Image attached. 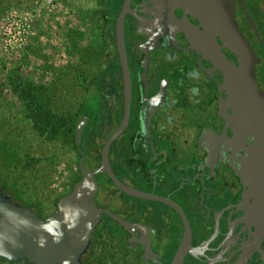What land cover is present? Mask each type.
I'll return each instance as SVG.
<instances>
[{"label": "flooded vegetation", "instance_id": "flooded-vegetation-1", "mask_svg": "<svg viewBox=\"0 0 264 264\" xmlns=\"http://www.w3.org/2000/svg\"><path fill=\"white\" fill-rule=\"evenodd\" d=\"M231 2L259 59L256 78L264 90V0ZM124 3L102 0L104 53L86 90L94 94L97 109L85 113L76 128L86 115L85 125H97L85 130L91 146L88 170L101 185L96 206L130 225L124 228L105 213L91 246L104 226L114 229L110 236L117 239L114 247L123 264H148L146 257L149 264H173L184 239L181 264H264V155L246 156L231 141V126L218 113L220 98L226 97L219 91L223 74L209 75L212 65L189 50L190 42L178 29L180 21L199 26V20L177 4L169 7L175 15L169 19L164 0ZM122 12L128 91L117 45ZM223 51L237 62L235 54ZM126 114V127L109 147L110 167L124 185L167 202L128 194L109 174L98 172L103 147Z\"/></svg>", "mask_w": 264, "mask_h": 264}, {"label": "rangeland", "instance_id": "rangeland-1", "mask_svg": "<svg viewBox=\"0 0 264 264\" xmlns=\"http://www.w3.org/2000/svg\"><path fill=\"white\" fill-rule=\"evenodd\" d=\"M103 32L102 0H0V185L10 195L14 187H36L34 200L41 202L43 217L57 210L53 201L82 177L79 158L73 141H49L32 129L12 79L18 75L48 89L49 106L64 117H73L81 100L82 110L92 114L98 102L85 90L98 70L94 58L104 48ZM96 126L83 127L79 144L87 170L91 146L85 130ZM25 163L32 164L29 172L7 189ZM57 181L63 191L52 187Z\"/></svg>", "mask_w": 264, "mask_h": 264}, {"label": "water", "instance_id": "water-1", "mask_svg": "<svg viewBox=\"0 0 264 264\" xmlns=\"http://www.w3.org/2000/svg\"><path fill=\"white\" fill-rule=\"evenodd\" d=\"M127 2L128 0H125L124 7L127 6ZM164 2L166 5L164 11L169 19L172 15L175 19L169 7L177 4L188 10L200 22V25L196 26L186 19L185 22L178 23V29L190 42L189 50L203 56L212 65L207 69L209 75H213L216 70L223 74L219 91H225L226 97L220 98L218 113L231 126L233 131L231 141L241 145L246 156L253 152L264 155V90L260 88L256 78V63L259 59L250 41L239 28L233 2L231 0H164ZM247 15L257 38L263 43L254 19L248 12ZM117 45L128 91L130 72L125 48L123 12L117 22ZM223 48L235 54L237 62L229 59ZM87 117L88 115L84 116L77 124L78 144ZM126 124L127 114L118 130L104 145L98 172L109 174L118 187L128 194L163 200L124 185L110 167L109 147ZM84 162L85 157L82 154L79 162L81 179L69 193L59 199L57 210L47 217H43L34 208L13 201L0 185V257L11 262L26 260L29 264H86L83 256L88 252L92 243V233L102 222L105 213L122 227H129L130 224L119 215L96 206L94 198L101 185L95 179V172L87 170ZM131 239H135L134 234ZM184 246L185 239L173 264L183 262ZM146 261L149 264L147 257Z\"/></svg>", "mask_w": 264, "mask_h": 264}, {"label": "trees", "instance_id": "trees-1", "mask_svg": "<svg viewBox=\"0 0 264 264\" xmlns=\"http://www.w3.org/2000/svg\"><path fill=\"white\" fill-rule=\"evenodd\" d=\"M104 53V49L101 54L99 53L96 58H94V62L98 61ZM13 91L18 94V97L24 103V111L26 112V117L31 122L32 129L40 136L44 137L49 141H73L77 147H80L77 143V134H76V123L81 117L86 113L79 108L77 109L76 114L73 117H64L63 115L58 114V112L54 111L49 106L48 98L45 95L46 90L44 88H38L33 83H29L22 79L20 76L12 79ZM88 87V86H87ZM86 87V89H87ZM86 93V90H85ZM48 97H52L49 95ZM80 155H78L80 162ZM32 166V164H26L21 167L18 172L16 171L15 177H10L9 182L10 185L7 186V189L12 187V184L15 186L18 183V179H21L28 169ZM49 169H51L49 167ZM29 172V171H28ZM50 172V171H49ZM32 174V172H30ZM17 174V175H16ZM81 174V171H80ZM23 175V176H22ZM82 176V175H81ZM30 179L31 178L30 176ZM28 179V181L30 180ZM81 179V178H80ZM79 181V180H78ZM77 181V182H78ZM76 182V183H77ZM21 186V185H20ZM21 188V187H20ZM36 187H31L28 185L26 189L19 190V187H14V194L10 195L5 190V193L10 195L13 201L20 203L22 205L31 207L36 209L41 214V202L34 200V189ZM24 192L28 194V196L24 195ZM32 192V193H31ZM63 195L59 196L57 200L53 201L56 205L58 200ZM108 229V230H107ZM105 229L103 226V231L98 236V239H95V242L89 248L88 252L83 256V260L87 264H105L107 261L113 262L114 264H120L122 261V256L115 250L114 241L117 239H113L110 234H115V231L112 227ZM100 231V230H99ZM110 233H109V232ZM109 233V235H107ZM25 263L29 264L26 260L20 262H11L6 260L3 257H0V264H19Z\"/></svg>", "mask_w": 264, "mask_h": 264}, {"label": "built area", "instance_id": "built-area-1", "mask_svg": "<svg viewBox=\"0 0 264 264\" xmlns=\"http://www.w3.org/2000/svg\"><path fill=\"white\" fill-rule=\"evenodd\" d=\"M55 179H58L57 175L55 176ZM52 187L57 188L58 191H63L64 190V185L61 184L59 181H57L55 184L52 185Z\"/></svg>", "mask_w": 264, "mask_h": 264}]
</instances>
